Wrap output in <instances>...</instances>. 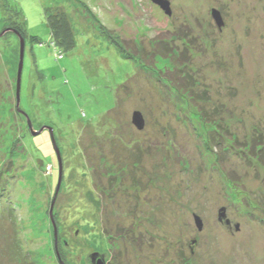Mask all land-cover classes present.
<instances>
[{
    "label": "rangeland",
    "instance_id": "1",
    "mask_svg": "<svg viewBox=\"0 0 264 264\" xmlns=\"http://www.w3.org/2000/svg\"><path fill=\"white\" fill-rule=\"evenodd\" d=\"M168 1L0 0V264H264V0Z\"/></svg>",
    "mask_w": 264,
    "mask_h": 264
},
{
    "label": "trees",
    "instance_id": "2",
    "mask_svg": "<svg viewBox=\"0 0 264 264\" xmlns=\"http://www.w3.org/2000/svg\"><path fill=\"white\" fill-rule=\"evenodd\" d=\"M49 28L51 30V34H52V42L50 43V46L53 47L55 49V56L57 60H62L64 57L60 54H62V52H59L58 49L59 47H64L66 49H70L74 46L73 44V38H74V26L71 20H69V18L66 15H59L53 18H51L49 20ZM17 30L22 37L23 34L21 33L20 29L17 26H13L10 25L8 27V30ZM7 30V29H6ZM9 34H14L17 36L16 33L14 32H8L6 35L7 36ZM3 36V37H4ZM24 39V38H23ZM25 41V40H24ZM26 45V43H25ZM156 52H158L160 55L164 56L165 58H167L168 55L170 54H174L173 48L170 47V44L166 43V42H161L158 47L156 48ZM25 58V57H24ZM184 58V55L182 54V57H180V61L182 62ZM182 74H177V78L179 81L174 82L175 83V88L178 92H181L184 95H189L192 96L191 101L193 103H195V93L193 92V90L190 88L189 83L191 82V79H189L188 75H183V77H180ZM181 82V84L179 83ZM204 114L203 110H202V115ZM215 130V129H214ZM215 132L219 135L220 131L216 128ZM230 135V134H229ZM231 136V135H230ZM259 140V141H257ZM236 143H238V141H236ZM135 148V150H137L138 152L139 150V146H133ZM264 148V137H259L256 140L253 141V143L251 144V147L249 149V152L252 154L253 152H257L260 151V149ZM246 152V151H244ZM250 156V155H249ZM139 157V156H138ZM253 158H255L252 155ZM136 160L138 161V158H136ZM63 162V159H62ZM64 164V163H63ZM63 170H64V165H63Z\"/></svg>",
    "mask_w": 264,
    "mask_h": 264
},
{
    "label": "water",
    "instance_id": "3",
    "mask_svg": "<svg viewBox=\"0 0 264 264\" xmlns=\"http://www.w3.org/2000/svg\"><path fill=\"white\" fill-rule=\"evenodd\" d=\"M152 2L154 4L160 6L161 9H163L168 16H172V10L170 8V2L168 0H152ZM213 17L215 18L218 27L219 28H223L224 22H223V19H222L221 15H220L219 11L213 10ZM8 32L16 33L17 36L21 40V56H20V64H19L18 77H17V109L19 111L20 91H21L22 73H23V67H24V57H25V41H24L22 35L17 30H11V29L5 30L0 35V39L4 35H6ZM132 123L138 130H143L144 129L145 121H144V119H143V117H142L140 112H137V113L134 114V118H133ZM41 132L33 133V135H35V136L39 135ZM56 150H57V153H58L59 163H60V176H59L58 187H57L56 193L54 195L52 206H51L50 217L52 219V222H53V225H54V228H55V238H56V244H57V242H58V228H57V225H56V222H55V218H54L53 212H54L55 204H56V201H57V198H58L60 186L62 184L64 170H63V162H62V157H61L60 151H59V149L57 147H56ZM221 211H222V214H221L220 220L221 221L222 220H226V215L224 213L225 210H221ZM227 223L229 224V221ZM196 224H197V227L199 228V230L203 229V222L201 221V219L199 217H196ZM91 261H92V264H107L105 256L100 255L98 253H95V254H93L91 256Z\"/></svg>",
    "mask_w": 264,
    "mask_h": 264
},
{
    "label": "built area",
    "instance_id": "4",
    "mask_svg": "<svg viewBox=\"0 0 264 264\" xmlns=\"http://www.w3.org/2000/svg\"><path fill=\"white\" fill-rule=\"evenodd\" d=\"M62 57V56H61Z\"/></svg>",
    "mask_w": 264,
    "mask_h": 264
}]
</instances>
